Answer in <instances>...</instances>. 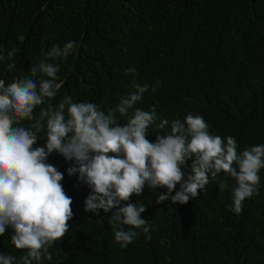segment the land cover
I'll return each instance as SVG.
<instances>
[{
  "label": "trees",
  "instance_id": "trees-1",
  "mask_svg": "<svg viewBox=\"0 0 264 264\" xmlns=\"http://www.w3.org/2000/svg\"><path fill=\"white\" fill-rule=\"evenodd\" d=\"M69 40L80 47L60 65L63 86L54 105L69 95L106 112L134 91L133 79L159 83L135 105L155 106L150 141L170 131L156 127L161 119L191 113L204 118L211 134L234 136L238 151L264 144V0H0V48L5 55L17 49L13 71H7L10 61L0 62L6 83L30 75L53 43L63 47ZM129 67L136 77L124 74ZM47 162L64 173L74 215L50 249L53 259L42 264H264V169L259 194L245 199L238 215L231 210L232 180L222 192L210 182L183 205L157 204L166 189L145 188L132 202L145 205L141 217L150 232L121 249L111 212L84 211L90 190L68 175L72 162L56 153ZM0 252L23 254L11 245L10 230L0 236Z\"/></svg>",
  "mask_w": 264,
  "mask_h": 264
},
{
  "label": "clouds",
  "instance_id": "clouds-1",
  "mask_svg": "<svg viewBox=\"0 0 264 264\" xmlns=\"http://www.w3.org/2000/svg\"><path fill=\"white\" fill-rule=\"evenodd\" d=\"M79 47L72 40L63 47L53 43L32 64L30 75L7 83L0 78V236L10 230L11 245L23 253L16 257L0 252V264L51 261L50 249L69 231L73 201L61 183L64 173L47 162L53 153L71 161L68 175H77L89 188L84 211L111 212L108 222L121 249L150 232L151 225L141 217L145 205L132 202L145 188L166 189L157 204L170 200L183 205L210 182L222 192L232 180L231 210L237 215L245 199L259 194L264 144L238 151L234 136L211 134L204 118L191 113L183 120L161 119L156 127L170 131L157 134L154 141L147 138L157 119L155 106L149 110L135 105L159 83L140 85L133 79L134 91L106 112L96 103L74 102L69 95L54 105L63 86L60 65L78 54ZM16 52L13 48L5 55L0 48V62L10 61L7 71L15 69ZM124 74L136 77L138 72L129 67ZM38 140L42 147H34ZM189 161L191 172L186 175ZM177 185L179 190L171 195Z\"/></svg>",
  "mask_w": 264,
  "mask_h": 264
}]
</instances>
